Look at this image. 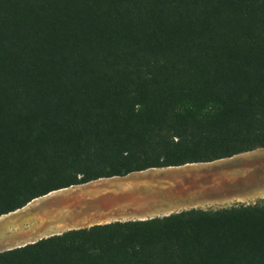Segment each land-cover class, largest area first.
Listing matches in <instances>:
<instances>
[{
    "label": "trees",
    "instance_id": "16d2710c",
    "mask_svg": "<svg viewBox=\"0 0 264 264\" xmlns=\"http://www.w3.org/2000/svg\"><path fill=\"white\" fill-rule=\"evenodd\" d=\"M263 148L264 0H0V217ZM0 264H264V200L71 229Z\"/></svg>",
    "mask_w": 264,
    "mask_h": 264
},
{
    "label": "rangeland",
    "instance_id": "374dc122",
    "mask_svg": "<svg viewBox=\"0 0 264 264\" xmlns=\"http://www.w3.org/2000/svg\"><path fill=\"white\" fill-rule=\"evenodd\" d=\"M99 180L67 188L80 193L62 189L0 217V252L71 229L263 201L264 148L212 163Z\"/></svg>",
    "mask_w": 264,
    "mask_h": 264
},
{
    "label": "bare ground",
    "instance_id": "6f19581e",
    "mask_svg": "<svg viewBox=\"0 0 264 264\" xmlns=\"http://www.w3.org/2000/svg\"><path fill=\"white\" fill-rule=\"evenodd\" d=\"M99 181H103V179H102V180H99ZM97 184L102 186V184H105V182H101V183H97ZM107 184H108V183H107ZM85 187H87V186H85ZM99 187H100V186H99ZM92 188H93V187H92ZM94 188H97V185H96ZM64 191H65V192H70V193H75V194L82 192L81 190H73V189H64ZM56 193H57L56 191H55V192H51V193H49V194L46 195V196L48 197V196L54 195V194H56ZM46 196H44V197H42V198H45ZM29 205H31V203H30ZM29 205H28V206H29Z\"/></svg>",
    "mask_w": 264,
    "mask_h": 264
},
{
    "label": "water",
    "instance_id": "95a60500",
    "mask_svg": "<svg viewBox=\"0 0 264 264\" xmlns=\"http://www.w3.org/2000/svg\"><path fill=\"white\" fill-rule=\"evenodd\" d=\"M2 252V251H1Z\"/></svg>",
    "mask_w": 264,
    "mask_h": 264
}]
</instances>
